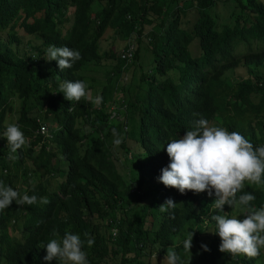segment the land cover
<instances>
[{"label": "trees", "instance_id": "16d2710c", "mask_svg": "<svg viewBox=\"0 0 264 264\" xmlns=\"http://www.w3.org/2000/svg\"><path fill=\"white\" fill-rule=\"evenodd\" d=\"M108 28L133 39L131 62L121 56L128 42L120 53L101 52ZM142 41L150 63L137 90H125L119 79L142 59ZM51 45L81 59L61 71L45 59ZM106 59L116 62L99 106L90 92L79 102L64 98L62 82L80 79L89 91L91 66ZM201 118L264 145V0H0V182L38 197L0 210V264H60L46 261L43 247L66 232L80 235L89 264H151L170 248L182 264H264L263 249L254 259L219 250L215 195L181 194L158 179L170 163L169 140ZM12 123L27 143L10 155L2 133ZM123 157L134 166L128 175L117 163ZM243 192L255 195L252 207L264 206V186L246 182ZM168 198L177 205L161 212ZM224 211L243 219L246 207Z\"/></svg>", "mask_w": 264, "mask_h": 264}, {"label": "clouds", "instance_id": "9594fccd", "mask_svg": "<svg viewBox=\"0 0 264 264\" xmlns=\"http://www.w3.org/2000/svg\"><path fill=\"white\" fill-rule=\"evenodd\" d=\"M133 40V39H132ZM36 59L35 57H32ZM45 59L57 61L61 71L71 69L73 64L81 59L78 50L68 46L51 45L46 49ZM131 62V61H130ZM60 93L68 101L79 102L89 96L88 85L76 79L75 82L65 80L60 84ZM94 103L99 106L102 97L97 95ZM114 143L119 145L121 139L116 129H113ZM8 142L10 155L16 153L26 143V137L16 123L7 124L2 133ZM170 163L162 169L158 178L166 187L175 188L181 194L192 191L196 194L207 192L209 197L215 195L213 208L219 213L211 216L216 222L221 243L219 250L229 253L233 258L245 255L254 259L264 249V206L259 209L252 207L250 202L256 199L248 192L241 193L245 183L264 186V145L254 146L242 134L228 131L226 128L211 126L207 119L201 118L195 122L193 130L178 139H170L166 148ZM36 195L27 192L21 195L11 186L0 182V210L11 206L32 205L37 202ZM41 203H47L46 198H40ZM177 203L168 198L159 205L161 212L174 209ZM245 206L243 219L224 211V206ZM205 224L208 219L203 218ZM116 230L114 231L115 234ZM55 235V233H54ZM88 234L85 233V236ZM192 232L183 242L186 252L193 247ZM94 240H87L92 246ZM84 241L80 235L66 232L62 240L51 239L46 246V261L56 260L60 264H89L87 254L82 250ZM208 251L207 245H202ZM162 264H182L179 254L173 249L166 253Z\"/></svg>", "mask_w": 264, "mask_h": 264}, {"label": "rangeland", "instance_id": "374dc122", "mask_svg": "<svg viewBox=\"0 0 264 264\" xmlns=\"http://www.w3.org/2000/svg\"><path fill=\"white\" fill-rule=\"evenodd\" d=\"M219 10L221 11V13H224L223 7L218 6ZM147 28H149V26H147ZM146 28V31H147ZM24 42L27 44L30 37H24ZM130 39L127 38H123L122 36H120L115 29L112 28H108L104 37L101 39L100 41V50L101 52H107L110 50H113L115 53H120L122 51V49H124V47L126 46L127 42H129ZM144 55V56H143ZM141 57L142 59L139 61V63L134 64L131 63L129 64V68L125 69L123 75L121 76V78L119 79L122 83V85L124 84L125 90L128 89V87H131L132 85V89L133 90H137V86L140 83V76H141V71L143 69H146V67L149 65L152 54H151V50L150 48L148 50H146V42L142 41L141 44ZM116 62L115 59H106L105 60V64L103 66H96V65H92L91 67L94 68L95 70L90 71V73L88 74V84L90 85L91 88H89V92H90V97L91 99H93L95 101V97L97 95L100 96V92L101 89L104 85V83L106 82V78H105V73L107 70H111L114 63ZM143 68V69H142ZM117 97H122L123 91L120 90V88L117 89ZM89 97V98H90ZM135 122L138 123V119L139 116H137V114L135 115ZM12 120V119H10ZM139 146H137L138 148ZM129 159L132 160V158H134L133 154H129ZM138 158L143 159L142 155H139L136 157V159L134 160L135 163H138ZM119 164V166H123L125 168L122 169V171L125 172V175H128V173L131 171V169L134 168V166L131 164V162H129L128 160H126L124 157L122 158V162L120 160H118L117 162ZM64 167H67V164H64ZM237 216V215H236ZM239 217V216H237ZM205 225V223H204ZM209 233L211 234V231H205L201 234V236L203 238L209 237ZM262 256H261V260L264 262V249L262 250ZM151 264H162V261L164 259V256L160 255V254H155L153 253L151 256Z\"/></svg>", "mask_w": 264, "mask_h": 264}, {"label": "built area", "instance_id": "2783aa9c", "mask_svg": "<svg viewBox=\"0 0 264 264\" xmlns=\"http://www.w3.org/2000/svg\"><path fill=\"white\" fill-rule=\"evenodd\" d=\"M134 47H135L134 41L130 40L128 42L127 49L124 52H122V54H121L122 58L128 60L129 62L132 61ZM46 131H47V128L45 126H42L41 127V132L44 133ZM115 234H116V232H115Z\"/></svg>", "mask_w": 264, "mask_h": 264}]
</instances>
